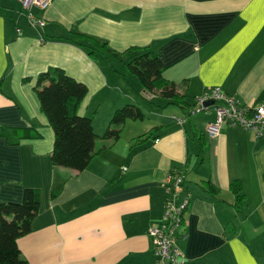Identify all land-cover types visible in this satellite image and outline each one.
Wrapping results in <instances>:
<instances>
[{
  "label": "crops",
  "instance_id": "obj_1",
  "mask_svg": "<svg viewBox=\"0 0 264 264\" xmlns=\"http://www.w3.org/2000/svg\"><path fill=\"white\" fill-rule=\"evenodd\" d=\"M32 12L42 26L29 23L19 0H0V128L10 131L0 138V202L40 191L32 230L18 242L28 263L155 264L149 231L166 222L167 178L183 172L177 201L189 204L177 246L184 264H264V141L230 124L211 138L216 112L197 111L198 98L214 90L245 107L264 104V0H54ZM74 33L118 53L155 51L185 105L148 95L125 65L128 54L92 60ZM53 67L87 86L79 114L93 118L98 135L127 104L145 114L118 127L117 144L98 140L96 148H105L82 172L51 162L55 135L34 85ZM154 127L147 142H131ZM25 128L39 137L12 145ZM198 136L206 140L203 156ZM56 180L63 189L53 199ZM235 180L245 195L240 208ZM208 181L218 196L203 189Z\"/></svg>",
  "mask_w": 264,
  "mask_h": 264
},
{
  "label": "trees",
  "instance_id": "obj_2",
  "mask_svg": "<svg viewBox=\"0 0 264 264\" xmlns=\"http://www.w3.org/2000/svg\"><path fill=\"white\" fill-rule=\"evenodd\" d=\"M74 35L75 45L85 49L89 57L96 62H99L102 56L122 60L123 56L128 54L125 65L129 72L138 78L148 95L158 92L165 99L166 105L174 103L185 105L183 103L185 95H179L175 83L164 77L166 68L155 51L149 48H133L124 53H118L112 50L108 43L101 42L95 37L79 33H74ZM132 51L136 53L130 56ZM28 80L30 79L27 78ZM34 90L38 95L41 110L54 131V149L51 154L54 167L78 172L86 170L105 148L104 146L100 149L96 148L98 140L112 141L113 144H117L121 139L119 126L127 121H144L145 119L142 106L127 104L114 112L106 131L98 135L94 130L93 118L79 114V107L88 95L87 86L68 75L60 67H53L40 73L35 79ZM190 109L194 110L195 106ZM158 130L159 127H154L131 142L137 145L145 143ZM8 132L10 131L0 128V138H7ZM36 137H39L37 132L25 128L22 137H18L17 142L10 143L17 145L20 139ZM198 141L200 156H203L206 140L198 136ZM176 175L183 176V172L182 174L176 173ZM62 189L63 182L56 180L51 197L56 199ZM203 189L214 197L220 194V189L211 181L206 182ZM230 189L236 196V207L240 208L245 202L241 181H233ZM40 203V191L31 188L24 191L21 203L0 202V264H29L23 257L18 242L31 232L32 223L40 211ZM184 215L183 223L185 222ZM183 228L185 229L184 226Z\"/></svg>",
  "mask_w": 264,
  "mask_h": 264
},
{
  "label": "built area",
  "instance_id": "obj_3",
  "mask_svg": "<svg viewBox=\"0 0 264 264\" xmlns=\"http://www.w3.org/2000/svg\"><path fill=\"white\" fill-rule=\"evenodd\" d=\"M53 0H19L27 11L29 23L42 26L44 23L32 12L33 8L46 9ZM198 112L213 109L216 121L209 124L207 132L213 138L219 135L224 124L241 127L254 133L264 141V104L258 107H245L239 98L223 95L219 90L204 93L198 98ZM207 103H213L206 107ZM183 178L172 173L167 178L166 186V222L150 229L152 249L156 256L155 264H184L183 255L177 246V238L183 229V215L188 206V199L178 203L177 196L182 191Z\"/></svg>",
  "mask_w": 264,
  "mask_h": 264
},
{
  "label": "water",
  "instance_id": "obj_4",
  "mask_svg": "<svg viewBox=\"0 0 264 264\" xmlns=\"http://www.w3.org/2000/svg\"><path fill=\"white\" fill-rule=\"evenodd\" d=\"M211 104H213V103H207L206 106H210Z\"/></svg>",
  "mask_w": 264,
  "mask_h": 264
},
{
  "label": "rangeland",
  "instance_id": "obj_5",
  "mask_svg": "<svg viewBox=\"0 0 264 264\" xmlns=\"http://www.w3.org/2000/svg\"><path fill=\"white\" fill-rule=\"evenodd\" d=\"M54 1V0H53ZM53 1L50 3V5L53 3ZM21 4V3H20ZM36 16V15H35ZM28 17V16H27ZM147 108V107H146ZM112 143V142H111Z\"/></svg>",
  "mask_w": 264,
  "mask_h": 264
}]
</instances>
